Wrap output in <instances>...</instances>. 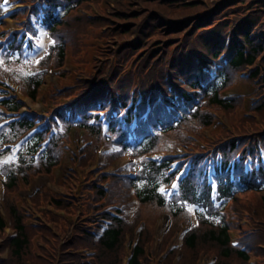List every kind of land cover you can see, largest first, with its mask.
<instances>
[{
  "label": "trees",
  "instance_id": "obj_1",
  "mask_svg": "<svg viewBox=\"0 0 264 264\" xmlns=\"http://www.w3.org/2000/svg\"><path fill=\"white\" fill-rule=\"evenodd\" d=\"M19 2L13 16H27L23 27L35 31L39 16L54 38L37 64L61 66L68 50L76 62L50 109L19 112L24 102L11 89L0 98V141L32 130L18 164L0 169L8 216L0 212V264H174L172 228L188 221L190 203L197 223L176 264H197L200 245L214 251L212 264H264V0ZM18 30L5 56L23 45ZM236 80L247 84L237 94ZM41 81L34 74L22 84L31 100ZM71 129L92 138L69 155L74 170L61 188L43 184L24 200L17 188L50 173ZM101 141L111 149L96 156ZM125 151L129 164L115 166ZM160 212L173 224L155 252Z\"/></svg>",
  "mask_w": 264,
  "mask_h": 264
},
{
  "label": "rangeland",
  "instance_id": "obj_2",
  "mask_svg": "<svg viewBox=\"0 0 264 264\" xmlns=\"http://www.w3.org/2000/svg\"><path fill=\"white\" fill-rule=\"evenodd\" d=\"M109 2V0H106ZM15 2V3H14ZM19 0H9L5 4L0 3V14L3 10H9L11 7L15 6L16 9H20L22 5L18 6ZM92 9L97 13H99V9L97 5L93 2L90 3ZM23 7V6H22ZM16 9L12 10L8 14L0 16V84H5L10 89H13L17 95L22 97L28 107L39 109L43 112L44 109H50L52 104L59 99V95L65 93L71 86L69 82L73 79V71L69 69L71 63L76 62L73 60V54L71 50H68L65 62L61 66L49 64L46 67H43L37 62L41 58L43 54L48 51V47L50 44L54 42V38L48 32L47 25L42 22L41 18L38 16V20H35L34 15H30L35 20V31H27L25 27H23L24 21L27 20V16L21 17H14L13 11H17ZM58 10L61 11L62 7L58 6ZM82 10V7H80ZM24 20V21H23ZM17 27L22 32H26V36L23 41V47L21 46L19 49H12V53L6 56L4 55V49L2 45L7 42L10 32ZM45 35V36H44ZM45 39L46 42H43ZM31 43V45L29 44ZM46 44V45H45ZM40 47V48H39ZM10 51V50H8ZM5 61L3 62V59ZM49 67L53 68V71H49ZM36 74V77L41 78V83L38 86L39 93L38 97L35 100H31L26 93H24L22 89V84L27 86L29 76ZM247 86L244 84L242 80H236L234 83L233 89L230 90L231 93H240L239 90H243ZM1 90V89H0ZM23 108V107H22ZM21 108V109H22ZM44 108V109H43ZM0 110H4L3 107L0 106ZM1 124L4 122L1 120ZM204 126H201L199 130L201 131ZM105 128H107V123L105 124ZM89 133L85 131H78L71 129L69 137L63 138L65 141V145L67 146L66 153L61 156L60 162L55 164L52 168L50 173H39L35 174V176H31L29 178L28 184H24L17 188L19 195L22 196L24 200H28L30 194L36 189L41 187L43 184L52 186L54 188H61L62 184L59 180L62 179L63 176H69L70 171L74 170L71 164L70 154L73 155L74 151L80 147V149L84 148L86 145L85 142L90 143L92 138L89 136ZM195 136V135H191ZM16 137L10 139L9 141H0V169L3 166L13 167L14 165L18 164V161L13 159L14 153L17 151V143L15 140ZM84 138V139H83ZM85 138H89V140H85ZM102 139V138H100ZM103 140V139H102ZM4 142V143H3ZM4 147H8L5 148ZM116 149L120 148L119 144H114ZM181 148V146H178ZM99 148H102L99 150ZM110 146H105L102 141L101 143H97L95 145V155L101 156L104 152L110 150ZM159 152H156L158 154ZM27 160H30V157H26ZM130 162V157L128 151H125L123 156H121L118 160L117 166L128 165ZM174 165L177 163L173 161ZM2 166V167H1ZM139 166V164L137 165ZM184 166V165H183ZM127 172L129 171V167L126 168ZM5 180L4 173L0 170V212L4 215L7 219V212L4 204V191L2 192L3 181ZM39 180V181H38ZM64 181V180H62ZM35 182V183H34ZM38 184H37V183ZM22 184V183H21ZM178 185V179H173L168 189L169 192L176 190ZM213 187L215 185L213 184ZM248 194V193H244ZM194 207L196 204L190 203L187 204V209L191 211V215L189 216L188 221L185 219H181L180 217L178 220V224L172 228V236L169 240L172 246H177V255L174 258V264H176L178 256L182 253L180 246L181 239H180V229L187 225L191 226L197 223V218L195 217L196 214L194 212ZM174 222V221H173ZM173 224L171 215H166V212H160L156 218L154 219V231L152 234L153 238V250L157 252L160 248V242L163 233L169 226ZM10 228L8 227L7 230ZM184 233V232H183ZM135 231L133 230V235ZM129 232H127L126 240L124 244L129 245V240L133 236ZM183 236V234H182ZM175 248V247H172ZM206 245H200L199 251L197 255V264H212L216 255L213 250L206 249ZM5 255V254H4Z\"/></svg>",
  "mask_w": 264,
  "mask_h": 264
},
{
  "label": "bare ground",
  "instance_id": "obj_3",
  "mask_svg": "<svg viewBox=\"0 0 264 264\" xmlns=\"http://www.w3.org/2000/svg\"><path fill=\"white\" fill-rule=\"evenodd\" d=\"M45 36V35H44ZM43 42H46L45 39H43ZM46 45V44H45ZM40 48V47H39ZM39 181V180H38ZM35 183V182H34ZM37 183V182H36ZM38 184V183H37Z\"/></svg>",
  "mask_w": 264,
  "mask_h": 264
}]
</instances>
